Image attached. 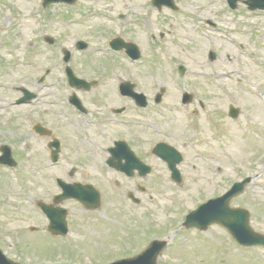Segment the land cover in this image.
Masks as SVG:
<instances>
[{"label":"rangeland","instance_id":"1","mask_svg":"<svg viewBox=\"0 0 264 264\" xmlns=\"http://www.w3.org/2000/svg\"><path fill=\"white\" fill-rule=\"evenodd\" d=\"M176 2L182 8L179 14L168 10L158 13L151 8L149 0H76L71 6L55 4L44 9L41 0H0V84L3 86L0 106L10 105L21 96L14 90L20 87L39 93L40 97L33 106L11 105L6 110L0 109V146L14 147L16 166H19L16 169L18 172L20 167L23 169L20 176L24 186H21L8 169L0 168V249L8 251L10 259L21 264H109L133 257L149 242L159 239L173 246L169 245L159 256L157 264H171L170 260L173 264H264V250L238 247L221 228L213 226L199 232L180 230L182 221L175 224L181 214L222 194L234 182L251 177L244 194L233 199L231 206L246 209L252 230L264 235V109L261 99L255 96L264 95V15L254 16L240 5L233 14L225 8L223 0ZM97 10H100L99 19L93 17ZM69 19L73 22L68 24ZM202 21L214 22L217 30L212 32ZM168 23L177 29L169 31ZM166 32L169 34L165 36ZM151 33L157 43L153 58L148 45ZM116 36L132 40L142 50V59L150 58L152 63L133 69L125 61L103 54L102 48ZM45 37L53 38V46L43 41ZM78 40L88 44L85 53L88 57L75 51ZM170 40H174L173 44ZM237 45L242 47V55L237 54ZM63 48L72 52L74 72L87 80L107 82L101 87L104 90L112 88L115 79L130 80L131 74L145 81L144 88L151 95L164 88L165 101L175 104L172 111L163 110L166 119L155 116L147 119V123L162 129V134L119 128L105 140L110 145L112 139L128 138L140 155L159 168L158 173L140 181L148 189L142 196L135 191L142 198L141 204L134 205L121 196L118 199L98 179L97 187L103 190L102 206L97 211L86 212L75 203H65L70 234L62 239L50 236L41 228L44 221L36 213L33 201L48 202L56 190L50 189L53 187L50 172L41 171L38 178H33L34 170L26 151L32 147L35 153L45 152L43 141H37L38 137L31 131L36 122H57V133L62 138L67 134L63 108L48 105L61 101L66 89L60 62ZM209 50L217 55L213 62L208 59ZM178 63L193 70L186 78L185 89L197 92L207 102L211 115L200 116L199 124L204 132L201 135L196 132V138L193 137L194 141L198 139L197 152L202 155L197 158L183 144L182 124L186 121L171 82ZM46 70H50V75L38 85ZM196 72L201 74L196 76ZM228 104L240 110L237 121L227 118ZM214 119V125H208V120ZM228 126L233 134H222V127ZM140 139L146 140L151 148L162 140L185 151L180 186L168 180L167 173L161 171L162 165ZM72 151L77 162L82 161L80 158H90L80 147L72 145ZM45 159L43 153L39 160L45 162ZM63 177L66 179L64 174ZM147 194H153L155 200L148 201ZM32 226L38 228L36 233L29 231Z\"/></svg>","mask_w":264,"mask_h":264},{"label":"water","instance_id":"2","mask_svg":"<svg viewBox=\"0 0 264 264\" xmlns=\"http://www.w3.org/2000/svg\"><path fill=\"white\" fill-rule=\"evenodd\" d=\"M54 1H64L67 3H72L74 0H44V6H48L51 2ZM156 1V5L158 7H161L162 5H166L169 7H173L172 3L170 0H154ZM229 3L234 6L235 2L238 0H228ZM247 1L249 4V9L254 10V9H262L264 10V0H244ZM155 3V2H154ZM49 42H52L49 40ZM122 42L118 40H114L112 42V46L115 49H120L122 47ZM79 48H84L85 46L83 44H79ZM127 47V53L134 57H137V55L133 52L131 46H126ZM66 55L64 61L68 60L69 54L67 52H64ZM67 75L69 76V80L72 83V85H77L75 83H81L83 84L82 81H79L75 79L71 73L70 70L67 69ZM25 92V91H24ZM26 96L19 100L18 103L26 102L27 100L31 99L33 96L30 94H27L25 92ZM232 116H236V112H233ZM37 131H41V129L37 126L36 127ZM42 133V132H40ZM56 147V152L58 151V144H54ZM160 146L155 148L154 153H158ZM6 150V149H5ZM56 152L54 155H56ZM56 158V156H55ZM166 159V158H165ZM167 160V159H166ZM168 161V160H167ZM0 162L3 163H8L11 164L9 155L7 154V157L4 156L2 159H0ZM169 162V161H168ZM178 162V160H174V162H169V167L173 171V178L177 181L180 180V177L178 176L176 170L174 169V163ZM242 189V184H237L234 186L232 191L223 197L222 199H219L220 204L217 205L216 207L214 202H210L209 205V215H207L203 219V224L202 227L207 226L210 223H219L224 225L229 231L233 234V236L238 239L240 243H243L245 245H251V244H256V243H263L264 244V237L256 235L252 233L249 228H248V216L246 212L241 211V210H232L229 209L227 206V203L231 197L234 195L238 194ZM83 192H80V190H74L72 186L66 187V192L64 190L65 197L67 198H75L78 199L81 203H84L85 205H91L90 207H97L98 206V197H93L89 195L88 193H85L84 195L82 194ZM82 194V195H81ZM92 203V204H90ZM203 210V207H202ZM194 215V213H193ZM193 215L191 214L188 218L187 225H191L192 217ZM51 226L49 227V231H51L53 234H64L65 233V224L62 220V216H60V220L55 218L54 216H51ZM201 228V227H200ZM241 235L242 237H239ZM164 246L163 242L160 243H154L152 245V248L147 250L144 254L139 256L138 258L132 260L133 264H154L155 256L158 254V252L161 250V248ZM0 264H9L7 263L2 257H0Z\"/></svg>","mask_w":264,"mask_h":264},{"label":"flooded vegetation","instance_id":"3","mask_svg":"<svg viewBox=\"0 0 264 264\" xmlns=\"http://www.w3.org/2000/svg\"><path fill=\"white\" fill-rule=\"evenodd\" d=\"M140 84H142V81L140 82ZM136 88H137L136 91H138V92H142L144 94H145V92L148 93V91L147 90L145 91L143 89V87L140 88L138 86V84H136ZM70 94H71V92L68 91V95H70ZM111 95L113 97H111ZM78 96H79L83 106H85L87 108L88 112L85 114H80L79 112H77L73 108V106L68 104L70 109L72 110V112H74L77 117H87L89 115H92V113H93L92 108L93 107H99L100 110L101 109L108 110V112L111 113V109L113 106H119L118 104L120 103L119 102L120 99L122 100L121 107H124V110L121 114H114L115 117H117V116L123 117V116L127 115L129 107H133V108L138 109L136 107L135 103L133 102L132 98H128V97L125 98V97L120 96L118 94L117 88L115 89V87L109 88V90H108V88H106V90H104L103 88H100L97 85L95 88L91 89L88 92H79ZM66 101L68 102V99ZM202 109H204V107H202ZM105 116H106L105 118H108L109 114H106ZM103 164L105 165V162L101 161V160L93 161V168H96V167L101 166ZM112 173L115 175L114 172H112ZM119 175L123 178V176L121 174H119ZM135 176H137V175H135Z\"/></svg>","mask_w":264,"mask_h":264},{"label":"bare ground","instance_id":"4","mask_svg":"<svg viewBox=\"0 0 264 264\" xmlns=\"http://www.w3.org/2000/svg\"><path fill=\"white\" fill-rule=\"evenodd\" d=\"M97 6H99L98 3H97ZM93 15H94L93 17H96V18L99 19L100 18V10H97L96 12H93ZM102 18H103V16H102ZM235 145H237V143H235Z\"/></svg>","mask_w":264,"mask_h":264}]
</instances>
